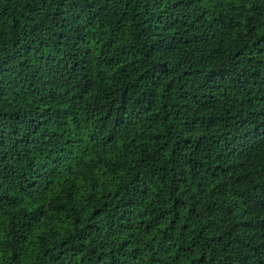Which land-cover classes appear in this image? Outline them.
Listing matches in <instances>:
<instances>
[{
    "label": "trees",
    "instance_id": "trees-1",
    "mask_svg": "<svg viewBox=\"0 0 264 264\" xmlns=\"http://www.w3.org/2000/svg\"><path fill=\"white\" fill-rule=\"evenodd\" d=\"M0 264H264V0H0Z\"/></svg>",
    "mask_w": 264,
    "mask_h": 264
}]
</instances>
